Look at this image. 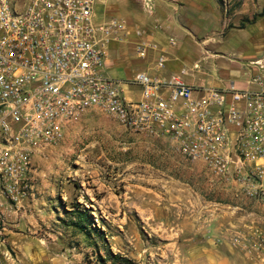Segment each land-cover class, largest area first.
<instances>
[{"label":"built area","instance_id":"1","mask_svg":"<svg viewBox=\"0 0 264 264\" xmlns=\"http://www.w3.org/2000/svg\"><path fill=\"white\" fill-rule=\"evenodd\" d=\"M99 2L0 0V264H13L6 217L34 199L35 162L91 110L167 141L185 161L264 206V57L250 62L253 87L245 90L194 88L182 81L185 70L165 82L139 72L131 82L140 99L127 100L104 73L108 45L134 33L139 59L159 46L123 18L97 23ZM164 63L159 55L156 70Z\"/></svg>","mask_w":264,"mask_h":264},{"label":"rangeland","instance_id":"2","mask_svg":"<svg viewBox=\"0 0 264 264\" xmlns=\"http://www.w3.org/2000/svg\"><path fill=\"white\" fill-rule=\"evenodd\" d=\"M105 3L104 20L137 16L131 0ZM35 166L54 224L36 235L22 226L15 242L8 233L13 264H211L219 247L222 264L233 239L264 227V207L237 187L99 110L70 124ZM78 213L84 231L73 224Z\"/></svg>","mask_w":264,"mask_h":264},{"label":"crops","instance_id":"3","mask_svg":"<svg viewBox=\"0 0 264 264\" xmlns=\"http://www.w3.org/2000/svg\"><path fill=\"white\" fill-rule=\"evenodd\" d=\"M131 3L139 6L132 8L137 16L123 19L129 27L143 29L146 33L143 38L156 43L159 49L139 59L135 52L139 37L134 33L122 42L108 45L104 73L117 81L127 100L140 99V88L131 82L139 72L165 82L185 70L182 81L194 88L226 90L232 85L245 90L253 87L251 79L255 71L250 62L264 57V17L258 16L264 14V0H131ZM104 6L109 7L106 3L96 7L97 23L106 21L102 18ZM169 39L174 40V45L169 44ZM159 55L165 57V63L161 70H156L155 61ZM195 64L199 65L198 69H194ZM41 187L42 184L35 180L34 199L27 200L18 213L9 215L12 225L8 226V233H12L9 238L12 242L19 240L17 235L24 232L22 226L29 234L36 235L54 224L48 219L52 217L48 213L54 212L45 205ZM258 218L261 219L260 215ZM18 220L26 222L18 223ZM53 227L58 230L57 223ZM242 239L240 247H226L230 254L222 264H264V227L249 226ZM219 248L217 260L211 264H221L219 255L224 254Z\"/></svg>","mask_w":264,"mask_h":264},{"label":"trees","instance_id":"4","mask_svg":"<svg viewBox=\"0 0 264 264\" xmlns=\"http://www.w3.org/2000/svg\"><path fill=\"white\" fill-rule=\"evenodd\" d=\"M259 17H264V14H261V15H258ZM255 18V17H254ZM244 20V19H243ZM249 20L248 19H245V22H248ZM78 221L76 222V223H73L74 224V226L77 228V229H79V230H83L84 231V229L86 228V227H83L84 225H83V223L85 222L86 223V221H85V218H84V216L83 215H81L80 213H78Z\"/></svg>","mask_w":264,"mask_h":264}]
</instances>
